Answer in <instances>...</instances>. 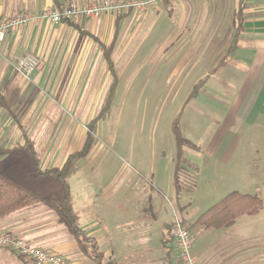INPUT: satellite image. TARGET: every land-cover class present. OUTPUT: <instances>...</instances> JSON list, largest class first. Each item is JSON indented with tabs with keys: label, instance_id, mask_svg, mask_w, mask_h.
<instances>
[{
	"label": "crops",
	"instance_id": "crops-1",
	"mask_svg": "<svg viewBox=\"0 0 264 264\" xmlns=\"http://www.w3.org/2000/svg\"><path fill=\"white\" fill-rule=\"evenodd\" d=\"M73 1L86 4L93 0H0V19L20 13L37 15ZM116 22L112 59L118 75L119 52L126 53L128 59L124 76L139 52L143 53L141 62L134 71L131 69V79L151 59L158 62L166 59L159 71L162 78L193 77L194 85L214 80L230 85L233 93L198 92L192 99L203 100L213 114L220 112L222 120L217 123L220 130L242 132L237 144L252 148L264 162V0H170L143 15L129 12L72 21L77 28L68 23L38 21L16 33L7 32L0 42V142L11 149L22 143L24 131L34 143L41 168L42 163L47 165L42 169L60 167L69 154L83 147L86 126L99 113L111 81L102 52L92 37L107 46L114 36ZM27 55L38 59V67L25 79L13 66ZM192 99L189 95L182 107L194 110L190 119L205 116ZM218 100L230 102L224 104ZM8 133L12 134L11 140L6 138ZM183 139L195 146L190 138ZM222 142L218 145L210 142L207 146L213 149ZM79 163L69 180L73 208L80 228L94 239L102 254L100 264H174L176 251L170 240L174 214L189 227L202 212L230 192L241 193L237 189L229 190L213 204L199 207L185 198V191L191 187L196 196L197 188L190 184L197 175H178V178L151 174L77 175ZM204 188V196L216 190L208 183ZM154 192L159 195L156 205L149 198ZM33 206L1 219L0 233L59 254L67 264H96L91 248H83V244H89L78 241L66 228V235L52 231L54 226H63L56 214L46 220L45 212L42 223L32 222L35 217L31 218L28 211ZM241 217L228 228H189L191 235L198 234L195 244L199 247L194 253L197 264H244L237 245L239 239L230 238L232 233L228 231ZM44 230L50 236L54 234L52 244L42 236ZM0 251V257L11 254ZM250 261L255 264V257Z\"/></svg>",
	"mask_w": 264,
	"mask_h": 264
},
{
	"label": "rangeland",
	"instance_id": "rangeland-1",
	"mask_svg": "<svg viewBox=\"0 0 264 264\" xmlns=\"http://www.w3.org/2000/svg\"><path fill=\"white\" fill-rule=\"evenodd\" d=\"M142 54L138 52L134 55L133 65L124 76V65L128 59L125 58L126 53L119 52L117 68L120 77L118 75L117 94L111 115L108 120L98 123V131L94 135L91 151L88 157L80 161L77 175H174L177 165L174 128H177L183 137L190 138L189 141L195 145L193 147L186 142L181 163L178 166V175H197L190 184V187L193 183L195 184L196 196L194 197L193 187H191L190 190L185 191L186 199L192 200L193 204L195 202L199 207L209 206L222 198L229 190L237 189L241 193L256 194L262 200V208L258 215L253 217L243 215L228 231L232 233L230 238L239 239L237 245L244 264H251L250 260L254 257L255 264L258 260L259 264H264L263 158L254 154L252 148L237 144L240 141L238 136L243 135L242 132L237 134V132L227 133L220 130L217 124L222 120L220 112L216 111L213 114L208 111L209 108L203 104V100H193L198 92L233 93V88L216 80L213 83L194 85L193 77L181 80L168 79L167 76L162 78L159 71L162 70L161 67L164 62L166 63V59L164 62L163 59L162 62L151 59L147 67L131 79L129 74L134 71L135 65L139 66ZM196 86H199V90L195 93ZM189 95L191 99L193 98L190 101L194 103L196 109L207 117L203 115L196 119L194 116L192 117L194 119H190V114L194 110L189 107L182 108ZM218 102L226 104L230 101L218 100ZM87 132L88 130L86 135ZM6 138L11 140L12 134L8 133ZM220 141H223L220 147L216 146L212 149L211 145L207 146L210 142L218 145ZM5 144L0 142V150L9 149ZM189 151L192 153L190 154ZM17 158L0 157V171L15 162ZM42 168H47V165L42 163ZM207 183L216 190L212 192L213 194L204 196V185ZM189 194L193 195V198ZM149 198L152 199V204H158L159 195L156 192L151 193ZM45 206L46 204L39 203L30 208L28 215L31 218L35 217V220H31L32 222L42 223L41 217L45 212L46 220L54 218L53 209L49 206L43 209L42 207ZM182 221L185 223L183 219ZM52 231L62 232L63 235L67 233L64 226H54ZM49 234V231L44 230L42 236L46 242L52 244L55 241L54 234L51 236ZM63 235H61L62 238ZM197 235V233L191 235L192 243H194L193 254L199 247L195 244ZM216 243L217 240L214 239L213 250L217 248ZM83 248L90 249V245L83 244ZM0 254H2L1 251ZM0 264L33 263L5 253L0 257Z\"/></svg>",
	"mask_w": 264,
	"mask_h": 264
},
{
	"label": "trees",
	"instance_id": "trees-1",
	"mask_svg": "<svg viewBox=\"0 0 264 264\" xmlns=\"http://www.w3.org/2000/svg\"><path fill=\"white\" fill-rule=\"evenodd\" d=\"M71 27L77 28L71 22ZM118 23L115 24V33L111 42L105 46L96 38L111 81L102 100L99 113L87 125V135L82 149L71 153L60 167L42 169L40 158L33 141L22 131V143L11 149H1L0 157L17 158L15 162L0 171V220L6 216L38 203H43L53 209L58 223L81 243L90 245L91 253L96 264H100L102 254L94 239L88 237L80 228L79 219L73 208L69 180L77 171L78 163L84 160L91 151L97 125L109 119L118 86V72L112 59L113 49L117 38ZM199 86L194 88L196 93ZM194 93V94H195ZM177 165L174 175L178 176V166L183 154L186 141L180 131L174 128ZM178 178V177H177ZM178 186L175 179V187ZM262 208V200L255 194L230 192L220 201L202 212L194 221L193 226L202 228L222 229L230 227L234 221L243 215L256 216ZM172 236L170 237V240ZM20 259H24L19 257ZM168 264H171L170 262Z\"/></svg>",
	"mask_w": 264,
	"mask_h": 264
},
{
	"label": "built area",
	"instance_id": "built-area-1",
	"mask_svg": "<svg viewBox=\"0 0 264 264\" xmlns=\"http://www.w3.org/2000/svg\"><path fill=\"white\" fill-rule=\"evenodd\" d=\"M168 1L170 0H93L86 4L73 1L61 8H47L37 15L20 13L11 18L0 19V42L4 40L7 32L16 33L29 23L48 21L57 25L66 21L95 20L103 16L129 12L143 15ZM37 67L38 59L33 55L19 59L13 66L15 72L25 79H28ZM171 235L176 251L174 264H196L191 232L177 214L173 216ZM0 249L7 250L16 257L27 259L33 264H67L59 254L33 247L24 239L9 234L0 233Z\"/></svg>",
	"mask_w": 264,
	"mask_h": 264
}]
</instances>
